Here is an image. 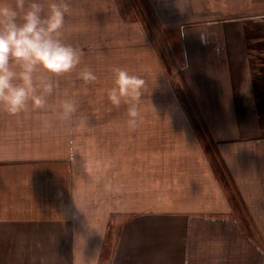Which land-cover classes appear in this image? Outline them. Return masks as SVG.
Segmentation results:
<instances>
[{"label": "crops", "instance_id": "obj_1", "mask_svg": "<svg viewBox=\"0 0 264 264\" xmlns=\"http://www.w3.org/2000/svg\"><path fill=\"white\" fill-rule=\"evenodd\" d=\"M148 2L199 13L164 20L183 24L182 75L229 187L183 113L186 146H152L162 102L140 100L134 128L73 118L41 138L26 126L38 116H17L12 134L0 127V264H264V14L217 20L243 0Z\"/></svg>", "mask_w": 264, "mask_h": 264}, {"label": "rangeland", "instance_id": "obj_2", "mask_svg": "<svg viewBox=\"0 0 264 264\" xmlns=\"http://www.w3.org/2000/svg\"><path fill=\"white\" fill-rule=\"evenodd\" d=\"M49 2L50 0H42L45 9ZM69 3L71 12L66 17L64 39L82 52L81 65L73 73L54 81L56 87L53 95L48 98V108L55 109L64 99H75L79 105L77 113L73 116L76 119L73 123L75 126L76 122H87L88 119H94V116L96 118L99 116L109 118L114 114L128 116L126 104L122 103L119 108H116L107 99V90L112 86L114 79L113 69L126 70L145 81L140 100L145 101L147 98L151 102H162L164 105V108L151 109L157 122L152 125L154 131L152 146L161 145V136L166 140L165 147L186 146L185 141L182 138L179 139L176 130H173L177 128V132L182 133L183 126L178 116L183 113L188 117L196 142L201 144L205 157L216 171L222 185L229 187L224 166L214 145L207 137L205 126L199 118L182 75V68L186 64L183 24L180 21L166 23L164 20L166 16L186 20L183 17L187 14L188 18H192L189 22L197 23L195 18L199 13L155 12L149 6L148 0H69ZM254 6L264 8V0H243L241 5L235 6L237 10L234 12L214 14L219 16L217 20L224 19L225 16L228 20L255 18L264 14V10H251ZM241 8L250 11L244 12ZM164 14L166 15L163 16ZM205 20L210 21L209 18ZM256 32H258L257 29ZM83 68L91 69L98 79L88 84L79 80L77 73ZM138 110L139 115L146 114L145 108L141 107ZM41 111L46 112L47 109ZM2 114L3 117L0 116V119L2 118L3 123L1 122L0 127L3 128V132L9 131L12 134L11 127L17 126L14 122L17 116L0 112V115ZM34 115L38 116V114L24 116L33 117ZM164 117L170 121L176 118L178 122L163 123ZM35 123L36 125L26 124V126L36 127L34 134H38L41 130L38 118ZM60 125L59 123L58 126ZM44 132L42 131L36 137L41 138Z\"/></svg>", "mask_w": 264, "mask_h": 264}, {"label": "clouds", "instance_id": "obj_3", "mask_svg": "<svg viewBox=\"0 0 264 264\" xmlns=\"http://www.w3.org/2000/svg\"><path fill=\"white\" fill-rule=\"evenodd\" d=\"M70 12L69 0H50L47 9L42 0H0V112L38 114L42 131L54 129L57 122L71 123L79 107L75 99H64L48 108L54 81L81 65L82 52L64 39ZM113 74L107 99L113 107L128 106V125L134 128L145 81L121 68ZM77 78L85 84L98 79L88 68L80 69Z\"/></svg>", "mask_w": 264, "mask_h": 264}]
</instances>
